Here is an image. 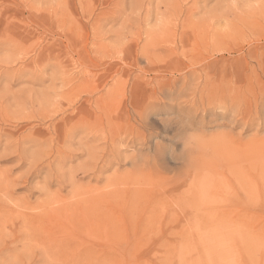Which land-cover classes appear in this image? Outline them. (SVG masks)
<instances>
[{"label": "rangeland", "instance_id": "1", "mask_svg": "<svg viewBox=\"0 0 264 264\" xmlns=\"http://www.w3.org/2000/svg\"><path fill=\"white\" fill-rule=\"evenodd\" d=\"M0 264H264V0H0Z\"/></svg>", "mask_w": 264, "mask_h": 264}, {"label": "bare ground", "instance_id": "2", "mask_svg": "<svg viewBox=\"0 0 264 264\" xmlns=\"http://www.w3.org/2000/svg\"><path fill=\"white\" fill-rule=\"evenodd\" d=\"M85 126V125H84Z\"/></svg>", "mask_w": 264, "mask_h": 264}]
</instances>
